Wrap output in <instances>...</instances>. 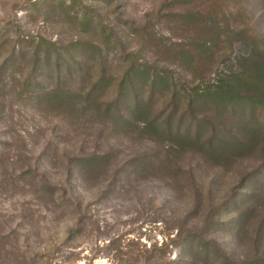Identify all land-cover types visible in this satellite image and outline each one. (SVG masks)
Here are the masks:
<instances>
[{
    "label": "rangeland",
    "instance_id": "1",
    "mask_svg": "<svg viewBox=\"0 0 264 264\" xmlns=\"http://www.w3.org/2000/svg\"><path fill=\"white\" fill-rule=\"evenodd\" d=\"M192 11L209 20L201 39L181 19ZM42 39L74 65L73 76L49 69L43 79L61 82L57 96L26 85ZM205 40L219 43L214 69L255 74L264 0H0V264H248L264 254V179L244 186L249 202L229 205L236 176L264 153L225 172L147 128L157 107L119 130L103 110L132 60L200 83L186 53ZM98 77L106 89L86 101ZM185 240L207 244L214 261L191 256Z\"/></svg>",
    "mask_w": 264,
    "mask_h": 264
},
{
    "label": "trees",
    "instance_id": "2",
    "mask_svg": "<svg viewBox=\"0 0 264 264\" xmlns=\"http://www.w3.org/2000/svg\"><path fill=\"white\" fill-rule=\"evenodd\" d=\"M181 16L182 21L188 25L187 29L194 31L197 38L201 39L198 34L203 36L211 31L207 15L201 11ZM83 44L77 43L72 49L77 51ZM199 44L202 47L190 49L186 55L188 72L197 77L200 83L188 85L182 82L180 76L176 75L175 78L167 70L152 72L148 67L132 60L123 79L114 85L118 90L115 95L118 94L115 99L106 102L103 110L112 119L111 129L119 130L133 125L137 117L150 115L153 108L157 107L158 112L145 123L147 128L163 137L166 135L182 140V149L191 147L200 160L214 164L226 172L244 158L264 153V62L256 66L255 74H251V71L220 73L218 68L214 69L219 58L215 48L219 43L205 40ZM51 46L56 45L42 39L34 48L36 65L26 84H33L34 89L43 90L44 97L66 92L60 86V81L55 88L43 87V79L48 75L49 69L58 78L63 74L73 76L74 65L63 56L53 59ZM56 53L59 55L58 50ZM69 53L71 51L68 48L66 54ZM19 54L23 55L21 51ZM186 55L183 51L180 57L185 59ZM41 61L44 62L43 66L37 64ZM83 64V60L78 62L81 71ZM209 75L215 78V82H210ZM100 77L95 81L94 87L84 91L86 101L106 89V84H103ZM56 103L62 106L67 101L60 97ZM256 175L264 179L263 164H259L254 172L239 173L236 176L239 185L234 188L233 194L236 195L234 202H229L230 206L250 201L248 193L242 190ZM258 190L264 191V184ZM217 210L220 211V207ZM261 234L264 235V220L258 227V235ZM183 246L188 247L191 256L203 255L210 262L215 259L216 252L207 244L197 246L192 240H185ZM217 253L219 254L218 251ZM261 263H264V254L248 262Z\"/></svg>",
    "mask_w": 264,
    "mask_h": 264
}]
</instances>
